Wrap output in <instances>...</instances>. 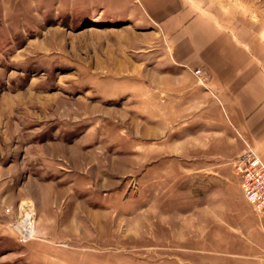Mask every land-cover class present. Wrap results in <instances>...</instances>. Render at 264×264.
Instances as JSON below:
<instances>
[{
  "label": "rangeland",
  "instance_id": "374dc122",
  "mask_svg": "<svg viewBox=\"0 0 264 264\" xmlns=\"http://www.w3.org/2000/svg\"><path fill=\"white\" fill-rule=\"evenodd\" d=\"M198 99L133 0H0V264H259L234 237L260 218L242 140Z\"/></svg>",
  "mask_w": 264,
  "mask_h": 264
},
{
  "label": "crops",
  "instance_id": "0c3cea01",
  "mask_svg": "<svg viewBox=\"0 0 264 264\" xmlns=\"http://www.w3.org/2000/svg\"><path fill=\"white\" fill-rule=\"evenodd\" d=\"M133 1L166 36L171 63L183 68V91H195L199 105L205 91L215 98L242 140L236 157L251 149L264 163V16L235 17L193 8L185 0ZM196 70L206 78V88L198 85ZM251 221L243 219L234 237L242 242V257L264 264V216L255 219V227Z\"/></svg>",
  "mask_w": 264,
  "mask_h": 264
},
{
  "label": "built area",
  "instance_id": "2783aa9c",
  "mask_svg": "<svg viewBox=\"0 0 264 264\" xmlns=\"http://www.w3.org/2000/svg\"><path fill=\"white\" fill-rule=\"evenodd\" d=\"M195 74L201 77L200 71ZM234 170L240 178L245 201L259 216H264V163L257 154L247 149L234 163ZM20 241L24 242L32 234L20 231Z\"/></svg>",
  "mask_w": 264,
  "mask_h": 264
},
{
  "label": "bare ground",
  "instance_id": "6f19581e",
  "mask_svg": "<svg viewBox=\"0 0 264 264\" xmlns=\"http://www.w3.org/2000/svg\"><path fill=\"white\" fill-rule=\"evenodd\" d=\"M25 216H26V217H25V219H26L25 221L28 223V221H29V219H30V218H29L30 216H29V214H26ZM24 228H25V227H24ZM24 228H23V229H24ZM29 230H30V234H32V231H31L30 228L27 229V232H29Z\"/></svg>",
  "mask_w": 264,
  "mask_h": 264
}]
</instances>
